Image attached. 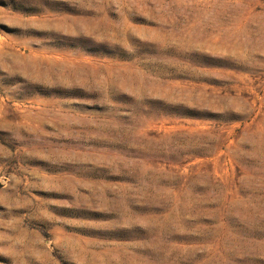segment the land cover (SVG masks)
<instances>
[{"label": "rangeland", "instance_id": "obj_1", "mask_svg": "<svg viewBox=\"0 0 264 264\" xmlns=\"http://www.w3.org/2000/svg\"><path fill=\"white\" fill-rule=\"evenodd\" d=\"M0 264H264V0H0Z\"/></svg>", "mask_w": 264, "mask_h": 264}]
</instances>
